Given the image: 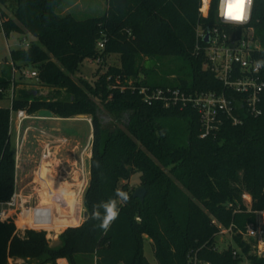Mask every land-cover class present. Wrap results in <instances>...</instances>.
I'll return each instance as SVG.
<instances>
[{
    "label": "trees",
    "instance_id": "obj_1",
    "mask_svg": "<svg viewBox=\"0 0 264 264\" xmlns=\"http://www.w3.org/2000/svg\"><path fill=\"white\" fill-rule=\"evenodd\" d=\"M200 3L107 0L103 15L77 19L58 12L62 0H0L4 34L29 32L35 38L27 48L11 49L10 57L0 62V101L12 90L11 106H0V203L15 193L13 111L33 115L47 109L62 118L81 113L93 118L90 178L83 196L88 217L67 226L55 246L45 230H36L41 228H28L21 235L13 221L0 220V264H9L12 257L25 264H58L60 258L68 264H152L144 254L146 238L158 264H237L238 253L231 246L220 250L216 235L219 224L246 228L264 211V92L262 114L245 116L239 125L225 120L219 130L201 137L195 107L148 105L137 89H121L128 79L135 86H170L192 93L222 89L205 67L203 52L196 51L197 27L213 24L218 0H212L208 17L201 15ZM250 24L264 46V0H254ZM100 39L105 40L103 49ZM109 53L121 56L119 66H110L92 83L74 76L85 59ZM158 56L184 61L186 77L176 83H151L153 73L139 78V58ZM13 68L35 70L49 94L16 81ZM104 114L116 124H104ZM136 173L146 189L143 201L128 184ZM117 188L130 199L118 205L119 217L105 233L90 218L92 208L114 198ZM235 238L241 252L249 253L242 236L237 233ZM248 258L251 264H264V253Z\"/></svg>",
    "mask_w": 264,
    "mask_h": 264
},
{
    "label": "built area",
    "instance_id": "obj_2",
    "mask_svg": "<svg viewBox=\"0 0 264 264\" xmlns=\"http://www.w3.org/2000/svg\"><path fill=\"white\" fill-rule=\"evenodd\" d=\"M211 2L212 0H208L207 7L202 12L201 8L204 7V3L201 0L199 11L202 16L208 17ZM253 4L254 0L250 8L249 19L246 22H227L219 16L218 0L213 24L208 26L198 25L197 27L196 51L203 52L206 59L205 67L213 71L217 79L222 83L221 90L196 91L192 93V91L170 86H135L132 80L128 82L127 86H121V89H137L143 101L148 105L162 103L165 107H169L178 104L183 106L190 104L197 109L200 115L202 124L201 137H206L208 134L219 130L225 120H228L233 125H239L243 122L245 116H258L262 114L261 101L264 92L263 68L255 71L254 64L257 60H261L264 46L261 45L262 43H260L254 27L250 24ZM224 26H229V28L227 29ZM207 34L209 35V40L208 42H204ZM104 43L105 40L100 39L98 47L103 49ZM95 60H99V57ZM13 70L15 69L13 68ZM19 72L28 78H35L37 76L35 70L24 68ZM113 87L118 86L114 85ZM32 116L35 115L33 114ZM26 117H29V114L24 109L13 111L11 122L22 124L21 122ZM84 119L92 128V116L87 115ZM41 132L48 135L51 138V142L41 149L39 164L44 163L47 167H50L56 160L57 147L67 142V138L55 135L49 131ZM91 137H93V134ZM92 144L93 138L88 141L82 150L81 166L83 168L90 164ZM82 190L83 188L79 190V193ZM244 197L249 200L248 195ZM34 208V204L31 203L26 195L16 191L8 201L0 203V220L13 221L18 233L19 231H25L31 228V226L25 223ZM245 234L248 238L258 240L257 253L259 255L263 254L264 225H247Z\"/></svg>",
    "mask_w": 264,
    "mask_h": 264
},
{
    "label": "rangeland",
    "instance_id": "obj_3",
    "mask_svg": "<svg viewBox=\"0 0 264 264\" xmlns=\"http://www.w3.org/2000/svg\"><path fill=\"white\" fill-rule=\"evenodd\" d=\"M1 7L4 9V11L7 14H10V10L6 7ZM107 10V0H62V5L58 8V12L62 15H66L68 13L74 15L77 19H85L87 17H98L103 15ZM1 17H0V62L4 61L6 58L10 57V50L11 49H17V48H27L29 43L35 42L34 36L27 32L24 34H20L18 32H12L9 36H6L4 32L1 30ZM120 57L117 53H109L105 54L103 57L100 56L99 60L90 59L87 58L83 61V63L80 65V68L77 72H75L74 76L76 78H82L84 80H87L88 82L92 83L95 79L98 78L100 74L105 72L110 66H119L120 65ZM138 67L140 74L139 78H144L145 76L149 75L150 73H153L154 78H152L151 83H176L178 77H186L188 67L185 64L184 61L181 59H176L174 57H153V58H147L142 57L138 60ZM28 70H31L30 68H27ZM14 76V79L21 84H27L30 88H36L39 90V94L41 95H47L50 92V89L47 87H43L39 85L36 78H28L24 76L21 72L16 71L15 74H12V77ZM132 79H128L126 82H130ZM153 81V82H152ZM125 83V82H124ZM12 92V90L8 91V97H6L4 100L0 101V106L6 107L9 106L10 100L9 95ZM85 114V113H81ZM35 116L38 115V113L34 114ZM79 115V114H77ZM87 115V114H86ZM32 115H29V117H26L20 124L19 131L21 132V137L23 138L26 136V140L22 144L25 148V142H28V145L30 146L29 153L30 155H37L36 149L34 147L32 148L31 140H35V136H43L41 131H51L52 128H55L57 125V122L60 120L53 121L50 124L46 123H39L38 120L31 118ZM73 117H77L76 115ZM104 124H113L115 125L116 122L112 119L111 116L108 114L103 115ZM78 119L69 121V122H61V127H64L65 125H70L77 136H79V142L80 146L85 147L93 133V127L91 128L90 124L85 120L81 119L80 117H77ZM15 123H11V131L15 130ZM69 123V124H68ZM23 135V136H22ZM22 139H20V144L22 143ZM92 157V156H91ZM90 157V159H91ZM92 161V160H90ZM139 173H136L129 181V187L133 188L135 191L137 188H139L141 185ZM15 191V190H14ZM27 191V190H26ZM84 194V193H83ZM83 194H80L81 197ZM248 195V193L244 192L242 195V198L245 200V202H248V199L244 196ZM249 196V195H248ZM44 198V197H43ZM42 198V205H45L47 203L44 202V199ZM82 203V201H81ZM33 204V203H32ZM49 205V204H48ZM75 205V206H74ZM81 204V213H79V220H85L84 218V207ZM74 208H77V205L73 203ZM71 217L66 220V223H70L77 218ZM69 225H72L69 224ZM67 225V226H69ZM77 225V224H74ZM236 226L230 225L229 227H224L219 224L220 231L216 235V242L217 246L220 250L223 251V249L231 246L235 252L238 253V256H240V260L237 262V264H251L250 259L248 258V255L250 254H258V240L248 238L245 234L246 228L239 227L236 223ZM247 225H264V211L259 212V214H256V218L254 222H250ZM246 225V227H247ZM237 227V228H236ZM36 230H43V229H36ZM47 232V231H46ZM240 234L242 236V239L245 240L249 244V253L243 254L241 252V248L239 247L238 243L236 242L235 236ZM51 234L49 231L47 232V238L48 241L52 244L54 238L59 237L60 234ZM144 254L147 257V259L152 264H158L157 259L154 255V250L151 241L146 238L144 241ZM9 262V259H8Z\"/></svg>",
    "mask_w": 264,
    "mask_h": 264
},
{
    "label": "crops",
    "instance_id": "obj_4",
    "mask_svg": "<svg viewBox=\"0 0 264 264\" xmlns=\"http://www.w3.org/2000/svg\"><path fill=\"white\" fill-rule=\"evenodd\" d=\"M9 106H11L10 103ZM31 118H36L39 123L46 124H50L53 121L60 120L59 122H57L58 126L52 128L53 130L49 132L54 133L55 135L66 137L67 142L62 143L57 147V155L55 158L56 160L50 167H47L44 163L39 164L40 151L47 143L51 142V138L42 132L41 133L43 134V136H41V138L39 136H35V140H31V144L32 148L34 147V149H36L37 155H30L29 149L31 145L29 146L28 142L26 141L25 148L23 147L22 144L26 140V136H24L23 138L21 137V132L19 131L20 124H17L16 122L14 126L15 130L11 131V142L14 147L16 157L15 192L18 191L21 194L26 195L31 203L34 204V206H39L42 209L52 207V205H60L59 207H65L68 209L73 208L75 209V217L79 220V213H81V204H83V196L85 195L83 193L85 192L90 178V164L84 168L81 166L83 149L82 146H80L81 142H79V136H77L73 128L70 125L61 127V122H69L77 118H62L58 116L41 117L39 115L33 116ZM20 139H22L23 141L21 144ZM81 188H83V190L81 191V193H79V190ZM80 194H83L82 197ZM43 196H46L48 199L46 197L43 198ZM42 198L47 204L42 205ZM73 202L78 203L77 208H74ZM84 211L85 210H83V212ZM55 212L57 214V211ZM37 222L38 220L36 221L27 219L25 224L31 226L32 228L36 226ZM82 222L83 220L77 222L76 224L78 225ZM65 228L67 227L63 226L52 228L46 225L41 227V229L47 232L49 231V233L53 235L56 233L60 234L63 230H65ZM19 234H24V231H19ZM9 262V264H25L22 258L12 257L9 258ZM63 263L68 264L67 259H58V264Z\"/></svg>",
    "mask_w": 264,
    "mask_h": 264
},
{
    "label": "clouds",
    "instance_id": "obj_5",
    "mask_svg": "<svg viewBox=\"0 0 264 264\" xmlns=\"http://www.w3.org/2000/svg\"><path fill=\"white\" fill-rule=\"evenodd\" d=\"M204 8L207 7L208 0H203ZM253 0H219V16L227 22L243 23L249 19V12ZM264 68V60H257L254 70L259 71ZM130 199L127 192L117 188L114 198L110 197L107 201H101L93 205L90 218L99 221L98 227L105 233L109 230L112 223L118 219L120 214L119 204L126 203Z\"/></svg>",
    "mask_w": 264,
    "mask_h": 264
},
{
    "label": "bare ground",
    "instance_id": "obj_6",
    "mask_svg": "<svg viewBox=\"0 0 264 264\" xmlns=\"http://www.w3.org/2000/svg\"><path fill=\"white\" fill-rule=\"evenodd\" d=\"M43 197L45 198L46 196H43ZM48 197H50V196H48ZM73 201H77V200H73ZM73 203L76 204V205L78 204L77 202H73ZM59 206H53L52 205V207H49V208H46V209H42L39 206H35V208L33 209L32 213H31V215H30V217L28 219L36 220V221L38 220L36 226H34V227H37V228H41V227H43L45 225L49 226V227H52V228H54V227H63V226L67 227V225H69L71 223L67 224L66 220L71 218V217H74L73 215L75 214V209H73V208L68 209V208L59 207ZM55 211H57V214H56ZM77 222L72 223V224H76Z\"/></svg>",
    "mask_w": 264,
    "mask_h": 264
},
{
    "label": "water",
    "instance_id": "obj_7",
    "mask_svg": "<svg viewBox=\"0 0 264 264\" xmlns=\"http://www.w3.org/2000/svg\"><path fill=\"white\" fill-rule=\"evenodd\" d=\"M209 40V35L207 34L204 38V42H208ZM38 115L41 117H54V113L53 111L47 110V109H42L40 111H38ZM77 117H80L81 119H84L87 115L86 114H79L76 115ZM145 194H146V189L143 186H140L139 188H137L133 195L137 198H139L140 200H144L145 198ZM88 217V212L85 209L84 211V218L86 219ZM60 243V239L59 237L54 238L53 242H52V246L58 245Z\"/></svg>",
    "mask_w": 264,
    "mask_h": 264
}]
</instances>
